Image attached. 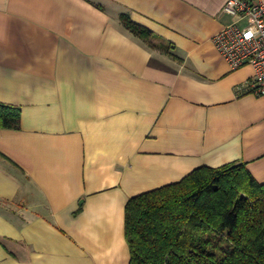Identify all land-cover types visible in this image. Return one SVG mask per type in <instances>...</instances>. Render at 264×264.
<instances>
[{"label": "crops", "instance_id": "crops-1", "mask_svg": "<svg viewBox=\"0 0 264 264\" xmlns=\"http://www.w3.org/2000/svg\"><path fill=\"white\" fill-rule=\"evenodd\" d=\"M227 1L0 0V104L22 112L0 129V264H131V198L233 162L264 184L255 69L213 42Z\"/></svg>", "mask_w": 264, "mask_h": 264}, {"label": "trees", "instance_id": "trees-1", "mask_svg": "<svg viewBox=\"0 0 264 264\" xmlns=\"http://www.w3.org/2000/svg\"><path fill=\"white\" fill-rule=\"evenodd\" d=\"M122 24L155 47L130 15ZM22 128L19 108L0 104V129ZM131 264H264V184L245 163L201 167L131 198L125 209Z\"/></svg>", "mask_w": 264, "mask_h": 264}, {"label": "built area", "instance_id": "built-area-1", "mask_svg": "<svg viewBox=\"0 0 264 264\" xmlns=\"http://www.w3.org/2000/svg\"><path fill=\"white\" fill-rule=\"evenodd\" d=\"M224 13L235 21L213 42L232 70L255 69L254 77L239 87L240 93L264 96V0H228Z\"/></svg>", "mask_w": 264, "mask_h": 264}]
</instances>
